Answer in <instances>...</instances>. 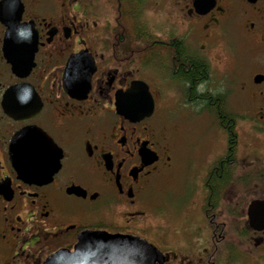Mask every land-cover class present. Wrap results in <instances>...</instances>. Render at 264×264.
<instances>
[{
  "label": "flooded vegetation",
  "instance_id": "obj_1",
  "mask_svg": "<svg viewBox=\"0 0 264 264\" xmlns=\"http://www.w3.org/2000/svg\"><path fill=\"white\" fill-rule=\"evenodd\" d=\"M52 1L21 0L19 24L29 33L11 49L0 20V264H43L91 232L137 236L154 247L162 241V224L144 217L153 209L150 181L174 164L173 132L153 121L171 94L163 84L175 85L186 105L214 109L224 124L223 152L207 165L195 198L197 218L187 210L199 240L185 262L264 264V207L261 220L249 216L251 202L264 201V0H176L179 35L148 28L146 4L158 0ZM120 16L138 31L123 33ZM230 38L246 46L230 72L237 112L208 86L210 52ZM137 39L149 46L146 61ZM180 51L184 67L207 61V80L175 77ZM138 81L153 113L135 121L125 94ZM218 170L223 177L211 185ZM166 246L164 264H180L183 249Z\"/></svg>",
  "mask_w": 264,
  "mask_h": 264
},
{
  "label": "rangeland",
  "instance_id": "obj_2",
  "mask_svg": "<svg viewBox=\"0 0 264 264\" xmlns=\"http://www.w3.org/2000/svg\"><path fill=\"white\" fill-rule=\"evenodd\" d=\"M63 0H53V5ZM148 13L147 24L150 30H169L173 34L179 35V23L176 0H158L157 3L148 1L146 4ZM165 13V14H164ZM153 31V32H154ZM228 41V40H227ZM219 42V41H218ZM246 46L242 42L233 41L230 43L219 42L218 46L210 52L209 63L211 64L210 80L208 86L211 89H219L222 96H226L227 106L232 111H240L241 107L236 103L233 93V86L230 83L232 60L245 55ZM162 87L166 93L165 99L157 109L160 113L154 118L158 123V128L167 129L173 132L174 161L173 167L164 171L161 175L154 176L150 181V188L146 197L151 201L152 211L150 215L144 217L148 224H153L162 232V241H157L155 248L161 252L167 251L166 244H179L183 250L178 251V262H185L192 257L191 249L188 245L199 240L196 220L187 210H191L196 216V200L203 190L202 178L207 171L208 164L223 152L224 133L215 122L212 114L202 112L196 106L186 105L175 85H165ZM158 103L160 99L156 94ZM243 146L241 149L246 155L247 143L244 131L241 132ZM155 215V216H153ZM154 229L145 232L150 236ZM158 232V231H157ZM178 239L177 241H175ZM167 242V243H166ZM189 252V253H188ZM184 254V258L183 255ZM196 255V251H193ZM174 259V258H172Z\"/></svg>",
  "mask_w": 264,
  "mask_h": 264
},
{
  "label": "water",
  "instance_id": "obj_3",
  "mask_svg": "<svg viewBox=\"0 0 264 264\" xmlns=\"http://www.w3.org/2000/svg\"><path fill=\"white\" fill-rule=\"evenodd\" d=\"M21 0H3L0 3V20L6 27L5 48L25 42L29 33L19 24L22 13ZM36 43L35 37L31 39ZM14 72L22 66L11 60ZM127 114L135 121L149 117L153 113V99L143 82H134L125 94ZM141 100V101H140ZM264 201H252L249 207L250 220H261ZM164 254L147 240L137 236L108 235L106 233H84L78 238L73 251H59L43 264H164Z\"/></svg>",
  "mask_w": 264,
  "mask_h": 264
},
{
  "label": "trees",
  "instance_id": "obj_4",
  "mask_svg": "<svg viewBox=\"0 0 264 264\" xmlns=\"http://www.w3.org/2000/svg\"><path fill=\"white\" fill-rule=\"evenodd\" d=\"M122 1L124 2V1H127V0H122ZM107 2L111 4V0H107ZM122 17H125V16H120L118 18V25H120V28H121V30H122L123 33H125V31L128 32V33H132L134 31L135 32L138 31L137 25H136V29H133V25H130L127 22V19L126 18H122ZM137 47H139L138 48V51H139L138 57H139V59L143 58L146 61V58H147L146 52H147L149 46H147V47H140L139 46V39H137ZM131 48H132V46L128 45V47L126 49L127 50H130ZM171 50H172V47H171ZM142 54H144V55H142ZM179 55H180L179 56V61H181V67L180 68L177 67L176 70H175L176 71L175 77L177 79L182 80L183 82L184 81L185 82H188L191 85H194L197 82H203V81H205V80L208 79V76H209L208 75V70L210 69V65L207 63V61L202 60V62L201 61L199 62L197 60V61L191 62V63L188 62L187 63L188 66H185L184 67V66H182V55H181V51H180ZM173 61H174V58H172V63H173ZM205 98L204 99L201 98L202 99V100L200 99L201 102L204 103V101L206 100L212 106H215V104H217V103H214L213 101L211 103V102L208 101V99H205ZM221 100L224 101V96H222ZM184 101L186 103V98L184 99ZM209 110H210L211 114L214 116L215 115V113H214L215 110L214 109H210V108H209ZM217 125L219 127H221V128L224 127V124H217ZM222 177H223V172H221V170H218V171H216V173L214 175H210V178H208V179L211 180L210 181L211 185H214L215 186V185L218 184L217 183L218 182V179L221 180Z\"/></svg>",
  "mask_w": 264,
  "mask_h": 264
}]
</instances>
